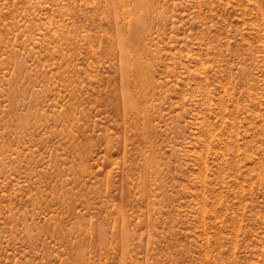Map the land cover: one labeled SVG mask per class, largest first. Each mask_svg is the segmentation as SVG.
I'll return each mask as SVG.
<instances>
[{
    "label": "rangeland",
    "instance_id": "374dc122",
    "mask_svg": "<svg viewBox=\"0 0 264 264\" xmlns=\"http://www.w3.org/2000/svg\"><path fill=\"white\" fill-rule=\"evenodd\" d=\"M0 264H264V0H0Z\"/></svg>",
    "mask_w": 264,
    "mask_h": 264
}]
</instances>
